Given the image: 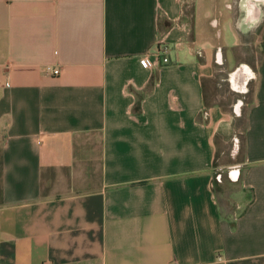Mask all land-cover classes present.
<instances>
[{
  "label": "crops",
  "instance_id": "0c3cea01",
  "mask_svg": "<svg viewBox=\"0 0 264 264\" xmlns=\"http://www.w3.org/2000/svg\"><path fill=\"white\" fill-rule=\"evenodd\" d=\"M255 2L0 0V264H264V19L238 29ZM238 63L229 165L230 109L205 91Z\"/></svg>",
  "mask_w": 264,
  "mask_h": 264
},
{
  "label": "rangeland",
  "instance_id": "374dc122",
  "mask_svg": "<svg viewBox=\"0 0 264 264\" xmlns=\"http://www.w3.org/2000/svg\"><path fill=\"white\" fill-rule=\"evenodd\" d=\"M258 6L259 11L254 16L257 19L256 24L249 28H238L239 30H246L245 34L248 36L247 40L249 39V41H253L256 39L259 33V29L263 25L264 5L261 3ZM238 22L240 23L241 21L239 20ZM220 30L226 37L224 39H228L227 41L224 40L225 46H230L229 44L233 38V30L228 26H226L224 29L220 28ZM241 49L246 54V56L248 55L249 59V56L252 55L250 47H241ZM237 50L240 51L239 49H236L235 52H237ZM168 53L170 54V51H168ZM240 64L241 63L235 64L231 68H228L223 64L224 66H222V68L215 69L216 73L214 74L212 81L208 83L207 90L205 91L206 96L212 97V100L218 102V104H220L223 110H225L226 108L230 109L228 125H226L224 129L218 134L214 135V143L216 148V162L220 163L224 161L226 163H229V165H232L237 159L240 158L242 130L244 123L243 109L246 103L249 101V98L251 97L250 84L248 86L245 85V87H243L242 90L244 91L242 93L229 89L227 85L228 72L235 70L236 68H241L239 67ZM236 104H238L237 111L239 112L237 118L233 114L234 108L236 109Z\"/></svg>",
  "mask_w": 264,
  "mask_h": 264
},
{
  "label": "built area",
  "instance_id": "2783aa9c",
  "mask_svg": "<svg viewBox=\"0 0 264 264\" xmlns=\"http://www.w3.org/2000/svg\"><path fill=\"white\" fill-rule=\"evenodd\" d=\"M166 54H167V46H165L164 44H160V46L157 48L156 58L154 61L150 60L147 56H143L139 58V64L142 67H151L152 65H155V64L166 63L168 61ZM237 70L238 68H236L232 72L237 71ZM241 70L246 71L247 74L245 76H247V78L253 76L252 71L246 70L244 67H241ZM57 73H58V68L51 69L52 75H56Z\"/></svg>",
  "mask_w": 264,
  "mask_h": 264
},
{
  "label": "flooded vegetation",
  "instance_id": "af4514ba",
  "mask_svg": "<svg viewBox=\"0 0 264 264\" xmlns=\"http://www.w3.org/2000/svg\"><path fill=\"white\" fill-rule=\"evenodd\" d=\"M264 1V0H263Z\"/></svg>",
  "mask_w": 264,
  "mask_h": 264
}]
</instances>
